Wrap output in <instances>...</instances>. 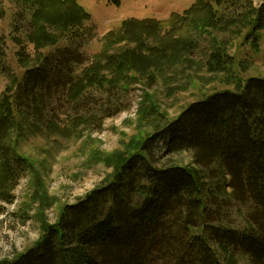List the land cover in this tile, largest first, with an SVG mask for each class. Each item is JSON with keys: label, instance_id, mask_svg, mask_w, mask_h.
Returning <instances> with one entry per match:
<instances>
[{"label": "trees", "instance_id": "obj_1", "mask_svg": "<svg viewBox=\"0 0 264 264\" xmlns=\"http://www.w3.org/2000/svg\"><path fill=\"white\" fill-rule=\"evenodd\" d=\"M22 1L33 8L28 39L36 63L27 66L32 59L23 58L19 50L20 63L27 68L21 79L13 77L0 44V74L13 78L0 98V202L5 203L14 202L20 174L33 167L11 144V130L30 115L41 116L47 97L57 93L52 91L55 87L72 102L93 87L128 89L139 81L138 75L149 80L161 75L167 87L182 90L183 86H170L174 71H184L192 63L185 54L200 44L193 36L186 39L174 32L193 24L201 33L224 27L240 34L242 25L251 27L245 39L258 49L264 31V2L248 7L249 0H195L169 19L124 20L107 32L101 52L78 75L86 58L77 47L50 54L42 49L73 35L92 20V13L78 0ZM228 2H245L241 18L221 12ZM122 43L129 45L112 53ZM132 43L136 46L130 47ZM227 53L225 46L215 47L208 70L232 74ZM229 82L235 89L190 103L152 134L134 136L126 150L106 158L113 171L101 185L63 205L56 221L44 224L32 246L0 264H238L237 252L247 255L251 264H264V77L243 81L231 75ZM145 104L144 116L152 110ZM85 120L80 116L72 122ZM47 128L71 131L55 121ZM159 141L167 154L192 151L196 166H159ZM234 204L247 207L244 216L251 228H238L230 221Z\"/></svg>", "mask_w": 264, "mask_h": 264}, {"label": "rangeland", "instance_id": "obj_2", "mask_svg": "<svg viewBox=\"0 0 264 264\" xmlns=\"http://www.w3.org/2000/svg\"><path fill=\"white\" fill-rule=\"evenodd\" d=\"M93 18L84 27L65 36L56 46L42 49L45 54L56 52L65 46L77 47L85 56L86 64L77 68L81 75L90 65L94 56L101 52L110 30H116L126 19L156 18L169 19L173 12L183 13L195 0H78ZM264 0L246 1L247 6L258 7ZM245 2L225 3L221 12L226 17H239L245 12ZM33 8L22 0H0V44L7 54V64L12 76L22 78L26 66L20 63L19 50L23 58H31L36 63L34 45L28 35L32 30ZM230 20V19H229ZM238 28L243 32L233 33L220 27L210 28L201 33L193 24L176 31L178 37H194L200 44L185 55L192 63L177 71L171 87L179 85L184 89L172 90L164 84L162 76L149 80L140 76L128 89L105 90L93 87L77 102H72L56 87L57 92L47 97L41 116L30 115L20 120L11 130L10 141L19 154L27 157L33 167L20 174L13 194V203L0 202V260L12 258L25 251L42 235L44 224L55 222L63 205L76 202L86 193L101 185L113 171L106 158L127 149L133 138H145L157 127L175 118L190 103L224 89H235L229 82L230 76L245 81L252 76L264 77V31L258 38L259 48L245 39L251 27ZM165 38H170L166 37ZM152 40L149 39V43ZM122 43L111 51L119 52L126 48ZM226 47L232 74L212 72L206 65L215 47ZM136 44H130L135 47ZM182 67V65H181ZM181 67L178 69L181 70ZM13 79V78H12ZM11 77L0 74V98ZM142 103L145 109L152 110L146 116L141 114ZM85 116L87 120L72 122L75 117ZM50 121L62 128H70L69 133L62 129H48ZM135 136V137H134ZM139 138V137H138ZM156 163L196 166L192 151L167 154L163 141L155 147ZM208 170H204L206 182ZM221 177H218L220 179ZM247 207L234 204L230 221L238 228H251L245 219ZM238 264H251L249 257L237 252Z\"/></svg>", "mask_w": 264, "mask_h": 264}]
</instances>
